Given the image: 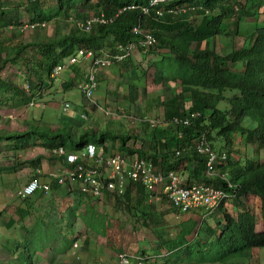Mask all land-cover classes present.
Here are the masks:
<instances>
[{
    "label": "trees",
    "instance_id": "1",
    "mask_svg": "<svg viewBox=\"0 0 264 264\" xmlns=\"http://www.w3.org/2000/svg\"><path fill=\"white\" fill-rule=\"evenodd\" d=\"M42 1L26 0L27 6L36 10L28 24H41L53 17L52 15L50 17V10L44 12L40 9L43 6ZM149 1L56 0L54 6V8L57 6L56 15H68L69 11L75 17H81L76 19L84 20L90 9L94 7L95 15L103 14L112 18V22L103 26L94 25L89 32L73 29L55 40L30 45L41 48L39 65L42 70L45 62L47 75L50 78L54 67L63 64L65 58L77 55L80 48L92 49L95 53L101 54L103 49L101 46L104 44L110 48L105 53H115L116 45H125L139 37L132 32V28L135 25L138 27L142 25L143 28L139 27L141 31L151 33L155 39V44L147 50L151 53L152 51L167 53L166 57L160 58V62L163 63L161 69L167 72L166 75H161L160 82L163 86L176 84L179 90L178 93L172 94V98L160 104L163 108L160 120L165 124L164 128L159 127L149 131L148 137H144L138 148L130 147L133 146L132 142L128 144L136 138L135 135L109 131L105 128L101 134L90 130L93 134H99V138L90 139L87 136L89 130L75 137V131L67 123L63 127L66 131L64 135L55 130L52 132L53 136L44 138L42 133L26 129L22 133H1L8 137H5L6 139L0 137V140L11 139L15 143V148L25 150L32 147L31 140L36 136L43 140L39 146L48 154L58 147L75 152L89 143L98 149L102 148L105 153L106 145L109 144L112 153L122 155L135 153L139 159L151 163L164 176L169 171H177L178 164L184 161L186 166L192 169L196 179L200 180L199 183H194L195 185H206L230 193L236 215L229 214L220 206L212 213L202 210L203 214L200 212L201 209L182 213L174 208L179 215L197 212L200 216L198 220L188 217L182 222L184 226L178 225L182 229L177 233V240L174 244L167 245L173 246L172 249L180 248L186 243L185 238L188 236L187 241L190 242H187L186 250L178 252L184 254L187 260L194 258L196 262L203 260L209 263L232 264L236 256H248L252 251L264 248V157L261 161L246 160L242 165L235 167L236 163L231 165L228 154L222 151L227 155L226 164L232 166L229 170V178L223 173L224 165L219 166L220 173L224 174L223 180L218 178L219 176L209 178L203 174L205 159L197 153L195 143L204 135L212 149L216 151L228 145L229 136L238 135L253 146L254 156L264 151V19H260L264 17V0H176L169 4L160 3L154 6H149ZM130 6L135 8L127 9ZM144 6L149 9L147 14L141 10ZM123 8L125 9L122 10ZM192 16L200 17V22L194 27L189 22ZM246 19H252L255 24L259 20L262 22L250 32L242 33L243 28L248 27L242 26L247 22ZM10 25L22 26L18 21H3L0 24V31ZM35 28L41 29L40 26ZM220 36H229L232 41L241 37L242 44L240 47L233 46L228 53L219 54L214 50V39ZM5 42L7 40H0L3 46ZM55 47L60 49L58 54L54 51ZM3 49H6V46ZM5 58L6 56L0 59L3 63L0 64L1 73L9 63ZM127 60L120 64L126 63ZM132 78L136 80L138 77L132 73ZM18 86L22 91L21 93L19 90L21 93L19 97L22 99L23 86L9 81L0 74V93L11 92L15 95L18 93ZM129 91L132 97L133 86L129 87ZM225 92L234 94L227 98L224 96ZM220 102H224L227 108L218 109L217 104ZM192 113H198V116L189 117ZM184 117H188V125L173 126L169 122L173 118ZM109 132L112 134L109 135ZM218 139H222L223 144L215 148ZM40 159L36 157L27 162L39 166ZM60 162L62 163L61 160ZM194 184L181 183L185 186ZM51 185L57 184L51 183L50 190ZM135 186L127 184L125 193L127 194L128 187ZM139 189L143 190L141 187ZM250 194L257 197L261 204L262 222L259 230L256 227L254 214L240 201V198ZM46 233L42 227H35L30 232L31 236L35 234L37 238L42 236L40 239L46 237L50 239L49 234ZM202 237L205 240L202 243L203 249L197 251V256H193L190 245L199 238L197 245L200 247ZM76 239L74 236L68 248ZM209 240H214V243H210ZM27 243L23 241L19 247L17 245L13 247V251H17L21 257L20 260L26 258L24 251L27 250ZM29 243L35 244L36 240L31 239ZM40 243L43 244V241ZM56 243L60 245L59 242Z\"/></svg>",
    "mask_w": 264,
    "mask_h": 264
},
{
    "label": "rangeland",
    "instance_id": "2",
    "mask_svg": "<svg viewBox=\"0 0 264 264\" xmlns=\"http://www.w3.org/2000/svg\"><path fill=\"white\" fill-rule=\"evenodd\" d=\"M42 2L49 5L53 4V6H55L56 0H43ZM42 7L45 10L44 12H48L50 10V17L51 15L53 17L51 18V20L45 21L44 24L40 26L41 29L27 28L21 30L25 23L28 24V22H25L20 27L16 26L19 28H15L14 26L7 28L6 35L0 31V40H7V42L4 43L6 49H3V47L5 46L0 44V59H3L4 56H6L5 59L9 61L6 66L9 69L8 80L10 81L12 79L13 81V77L17 76L18 84H20L21 86H30V91H32V88L34 89L33 98L32 92H30V101L31 103L34 101L32 105H28L27 100L19 103L17 100H15L16 102L13 101V95H11L10 92L3 93V97H5L6 99L10 98V100L4 101L1 98L2 95H0L1 133H19L20 131L25 132L26 129H29L30 131L35 130L39 133H42V137L46 138L48 136H53L54 133L52 132H55V130H58L60 134L64 135L66 131H64L63 127L66 123L70 127L78 130H82L84 127L91 126V115H87V119H83L82 117H80L81 115H79V109L74 102L77 101L81 106H83L85 102L89 103V101L83 96L79 89L80 83L77 84V87L74 86L71 89L67 90L63 86H61V83L58 80V76L61 73L58 72V74L55 75L54 78L50 79L47 75V66L45 65V62H43L44 66L42 70L39 65L41 48L39 46L30 45L38 42L43 43L47 40H55L66 35L73 29L80 30L74 26V23L71 22V19L81 20L76 19L81 17H75L73 14H70L69 11L68 15H56L58 13V11L56 10L57 6L56 8H49L48 10L45 9V5H43ZM8 8H10L11 10L14 9L13 7ZM90 10V13L87 14V18L95 15L93 13L94 7H92V9ZM260 19H264V17ZM246 21L247 22L242 26L244 27L246 25L248 27L243 28L242 33H245L246 31L250 32L254 27L257 26V24L260 25V23L262 22L261 20H259L255 24L252 19H246ZM189 22L194 27L200 22V17L192 16L190 17ZM242 40L243 39L241 37L235 39L234 41H232L229 36L217 37L214 39V50L219 54L228 53L231 51L233 46L240 47L242 44ZM101 47H103V49H101L102 53H105L110 49L104 44ZM54 51L58 54L60 49L58 47H55ZM154 52L159 53L158 51H152L151 53L148 50L134 51L132 56L129 57V61L127 60V62L124 63V66L116 73L112 70V66L114 67L115 64L109 68H105L103 70L104 72L110 71L106 73L109 76V80L104 77L101 81L98 79L96 90L92 92L91 101L95 102L96 99L100 106L104 105L102 110L106 109V111H109V113L112 114V117L110 118L116 120L125 119L127 121V123H122L123 128L134 126V123H132V119L134 117L132 115H136L139 117L151 116L160 119L161 112L163 111V108L160 105L161 102L172 98V94H176L179 92L177 88L178 86L176 84H165V86H163V84L160 82L161 75L164 76L167 74V72H164V70L161 69L163 63L160 62V58L166 57L167 53L165 51H161L158 55H156L157 53ZM64 63H68V58H66ZM0 64L3 63L0 62ZM134 68L136 69L132 72ZM64 70H66V68ZM78 73V76L75 74V81H80L81 79L83 80V72L79 71ZM132 73H135L137 75L138 78L136 80L132 78ZM0 74L5 78L3 72H0ZM40 80L42 81L41 86L39 85ZM103 81H108V83ZM131 86H133L134 101L131 100V98H129L128 96L130 91L128 92L127 90ZM19 90L21 91L20 86H18V93H20ZM26 91L27 93H29L28 90ZM233 94L234 93L232 92H225L224 96L228 98ZM70 95H74V99H69V102H71L69 103V109L63 110L62 102L64 99L69 98ZM217 108L223 110L227 108V105L224 102H220L217 104ZM100 117H103L104 121H110L106 120V118L101 113ZM114 122L118 123L117 121ZM114 122H108L109 125H107L108 127L106 126V129H109V131H115L116 129H119V124H116ZM97 129L103 131V125L98 124ZM116 131L119 132L124 130L120 128ZM142 131L143 136L148 137V128L143 127ZM1 133L0 137H2L3 139H6L5 137H8V135L3 136ZM108 134L111 135L112 133L109 132ZM87 136L90 139H95L99 138L100 135L93 134L91 131H89ZM135 136L136 138L131 142L133 145H136V147H138L141 145V141L143 139L137 141L138 135ZM31 138H33V136H31ZM12 141L13 140L11 139L0 140V175L1 177H3L0 178V264H67L68 261H71L72 264H74L73 257L68 253L71 250V247L68 248V244L70 241H72L73 238L72 235H69L66 238L65 236L69 230V227H84V224L87 222L90 215L94 214L90 209L89 211H87L88 208L86 206H91L89 204V199L84 200L83 197H79V195L75 194L77 193L75 190H68L66 187H63L65 190H68L72 193L71 195L73 198L76 196L79 197L78 199L82 205V211L78 215L77 209L75 207L72 208V216L68 217L66 212H63V214L60 215L57 207L51 208V205L48 204L45 208L46 210L44 211V213L41 212V215H39V217H36L35 222L32 220V218L23 219L24 215H22V218L19 213L17 214L14 209L15 206L11 205V203L9 202L15 204V201L17 202V199H14L15 193H17L20 187L25 185L27 181L32 179L31 177L29 178V174L31 175V173L26 170L27 168H31V165L28 164L27 161L34 158L33 154H31L34 153L32 152V150L35 149L34 151L38 153L37 156H40L43 159H46L43 155L46 154V150L43 149L44 151L41 152V150L38 149V147H41L39 145L43 140L36 136H34V138L31 140L32 147L27 148L23 151L19 148H15V143ZM222 144L223 140L218 139L215 148L221 147ZM218 150L226 152L228 154V161L231 163V165L236 163L235 167L242 165L246 160L261 161L264 157V151H260L257 156H254L253 146L243 141V139L238 135L229 136L228 145H226L225 147H221L216 151ZM45 156L47 157V166L51 165V162L55 159V157L51 158L49 157V154H46ZM184 164V161L180 162L177 169L179 170L180 168L179 171L184 170ZM223 167V173L226 174L227 178H229V170H231L232 166H228V164H225ZM11 168L14 171H6ZM1 171H5V174H3ZM4 180H11L12 182H6ZM41 197L42 195L38 198ZM122 197H124V191L119 198ZM240 201L254 214L256 219V227L259 230L262 222L260 201L257 197L251 194L247 195L245 198H240ZM22 203L26 204L25 202ZM102 204V206H95L94 208L96 210L94 212L101 217H108V207L106 206L105 202H103ZM99 207H101V211L98 209ZM157 208L158 206L154 209ZM221 208L222 210L227 211L233 216L236 215V212L234 210L235 206L231 202H228L226 205L224 204V206ZM127 212H130L131 214L132 210L129 209ZM82 216L86 218L83 219L84 217ZM117 216L118 219H122L121 222L126 221V215H124V219L123 214H118ZM10 220L15 222L17 226L13 227L14 223L9 226L8 221ZM81 220H83L84 224ZM179 221V217L171 216V219L170 221H168V223L171 225V227L185 225L184 223L176 224ZM212 222L213 220L210 221V223ZM86 225L87 224H85V226ZM127 226L131 227V224L127 222ZM35 227H42V230L44 232H47L46 234H49L50 239H48L46 235H43L44 237H46L45 239H40L42 236H38L37 238L35 234L31 236L30 232H32ZM21 228L25 229V231H23ZM60 235H62V237H60ZM31 239H35L36 243L31 245L29 243ZM202 239L203 240L201 241L200 245L201 248L197 245L199 238L190 245L193 256H197V251L203 249L202 243L205 240L204 237H202ZM23 241H26V243L28 242L26 244L27 250L24 251L26 258L24 260H20L21 257L19 256L17 251H13V247L15 245L19 247L20 243H22ZM40 241H43V244H41ZM209 241L212 244L214 243V240ZM56 242H59L60 245H58ZM42 246L43 248H41ZM186 248L187 247H185L183 251H185ZM18 250L20 251V248ZM254 255L256 256V260L251 259L250 264H264V248L256 249ZM179 256H184V254L175 253L173 255V257ZM244 257L246 256H236L234 261L236 259L242 260ZM183 258L184 257H182V259ZM189 260L195 261L194 258H189L187 263L189 262Z\"/></svg>",
    "mask_w": 264,
    "mask_h": 264
},
{
    "label": "crops",
    "instance_id": "3",
    "mask_svg": "<svg viewBox=\"0 0 264 264\" xmlns=\"http://www.w3.org/2000/svg\"><path fill=\"white\" fill-rule=\"evenodd\" d=\"M45 9H53V4H45ZM8 7H13L14 9L11 10ZM40 9L44 10V8L41 6ZM34 9H30L29 6H27L26 0H0V24L3 21H18L21 24H24L25 22H28L29 19L32 18L34 14ZM45 11V10H44ZM13 27L12 25L8 26L7 28ZM15 27V26H14ZM7 28L1 29V32L3 34H7ZM16 28V27H15ZM5 38V37H4ZM41 57L39 56V59ZM66 58L64 59L65 62ZM129 61V60H128ZM63 62V64H64ZM89 66V59L85 58L83 61L79 62L78 64L71 66L67 68L66 70L60 72L61 74L58 76V80L61 83V86H63L65 89L69 90L72 87H77L78 83L82 81V79H78L80 81H75V74L78 76L79 71H82L83 74L88 70ZM124 66V64H117L114 67L112 66V70L116 73ZM133 68V67H132ZM8 67L5 68V71L3 72V75L6 79H8ZM104 69H100L97 72V81L98 79L101 81L104 78L109 80V76L106 74L107 72L103 71ZM78 71V72H77ZM106 74V75H105ZM83 75V77H84ZM10 79V78H9ZM51 79V78H50ZM12 81V79H11ZM13 82L18 84V77H13ZM107 82L108 81H103ZM39 85H42V81H39ZM127 89V88H126ZM33 88L32 91H30V88L28 89L29 93L25 90V87H23V94L24 97L21 99L19 96L22 93H16L13 95V101L17 100L18 103L27 100V104L29 105L31 103L30 98V92H32V98H33ZM129 92V89L127 90ZM4 93V92H3ZM2 95V99L4 101L10 100V98H5ZM69 93V92H68ZM131 100L134 99V97H130V94L128 95ZM25 98V99H24ZM69 99H74L73 96H69V98H66L63 100L62 103L69 102ZM130 100V99H129ZM134 101V100H133ZM16 102V101H15ZM76 106L79 109V115L82 113L91 115V126L84 127L82 130L74 129L75 131L74 136L79 137L83 131H90L94 130V132H101L102 130L97 129V125H103V130L106 128L107 125H109L108 122H114L117 121L119 124V129H123L126 131L128 135H138V139H144L143 131L140 125H135L133 127L123 128L122 123H127V121L124 119H113V118H106V120L110 121H104L103 117H100V112L104 105L100 106V104L95 99V102L93 105V109L90 105V103L85 102L83 106L79 105L77 101H74ZM11 103V102H10ZM34 103V101L32 102ZM26 104V105H27ZM70 105V104H69ZM81 108V109H80ZM90 111L89 113H87ZM32 114V113H31ZM81 117V116H80ZM99 118V119H97ZM114 120V121H113ZM34 121V120H32ZM32 123V122H31ZM165 127V126H163ZM116 129V130H119ZM115 130V132H117ZM119 131V132H124ZM24 131H20L19 133H22ZM1 133V132H0ZM131 141L128 142V144ZM109 145V144H107ZM133 148H138L136 145L130 146ZM39 150L44 151L43 148L38 147ZM32 150L31 153L33 154V157H40L37 156L38 153ZM23 151V150H22ZM30 152V151H28ZM46 154H48L47 151H45ZM46 154H43L44 157ZM51 157V156H49ZM32 158V159H34ZM39 166H33L31 165L30 169H26L31 173L29 174V178L38 177L42 181L46 182L48 180V175L51 173H59L63 171L64 166L62 163H60L58 160L49 159L52 160L51 165L47 166L46 159H43L40 157ZM52 158V157H51ZM30 159V160H32ZM54 163V164H53ZM182 168V167H181ZM184 170L177 169V173L180 175L181 180L183 184L189 182L190 184L199 183L200 180L196 179V177L193 175L192 169L188 166H186V163L183 166ZM6 171H14L12 168ZM36 171H41V174H35ZM3 174H5V171H1ZM0 178L1 177L0 175ZM6 182H12L11 180H4ZM141 186H135V187H128L127 194L125 193L124 197L117 198L115 196H111L108 193L104 194L100 199L93 200L92 198L83 196L79 194L77 191V195L79 197H83L84 200L89 199V205L86 207L91 210L93 215H90L89 219L85 224H87L84 227H69V230L65 236L68 237L69 235H72V238L74 236L77 238L74 242L76 244V247L74 248L73 245L71 246V250L68 252L70 256L73 257V263L74 264H116V255L120 251H127L129 253H135V254H148L151 256L152 263L153 264H171V263H177V264H186L188 261L187 258L184 256L179 257H173L175 253H178L180 251H183L185 247H187V237L185 238L186 243H184L180 248L177 247L175 249H172V247H169L167 244H174V242L177 240L176 236L177 233L182 229V227H174L168 223L170 221L171 216H177L179 217L180 221L176 224H181L182 222L186 221L188 217H191L192 220H198L199 219V213L197 212H191V214L187 215H179L178 212L172 208V206L166 201V198L164 194L161 191V188L159 187L158 192L148 195L145 190H141L139 188ZM21 188V187H20ZM142 188V187H141ZM19 191V190H18ZM18 193V192H17ZM17 193H15L14 199H17V202L15 201V204L12 202L11 205L15 206V212L23 218L22 215H24L23 219H31L35 222L36 217H39L41 215V212L44 213L46 210V206L48 204L52 207H57V210L59 211V214H63V212H66L68 217L72 216V208L75 207L77 209V215L82 211V205L79 201V197H72V193L68 190H65L62 186L58 185H51V190L47 194L43 193H36L35 195L21 199ZM70 193V194H68ZM42 195L41 198H38ZM22 202H25L26 204H23ZM103 202H105L108 212V217H101L98 214H96L94 211L96 210L94 207L100 205L102 206ZM8 203V204H9ZM18 203V204H17ZM157 209H154L157 207ZM50 209V208H49ZM101 211V207L98 208ZM132 210V213L127 212L128 210ZM198 211V210H197ZM90 212V213H91ZM200 212L203 214V212L200 210ZM123 214L127 216L126 221L121 222L122 219H118L117 215ZM129 214V216H128ZM86 216V215H85ZM84 217V216H82ZM84 217L83 219H85ZM127 222L131 224V227L127 226ZM14 223V226H17L15 222L8 221V225H12ZM63 229V228H62ZM151 236V238H150ZM62 237V235H60ZM191 237V236H190ZM190 239V238H188ZM149 250V251H148ZM148 251V252H147ZM255 252V250H254ZM254 252L252 251L250 255L244 257L242 260L236 259L232 264H250L251 259L256 260V256L254 255ZM61 253V252H60ZM182 257H184L182 259ZM201 260V259H200ZM67 262V261H65ZM63 262V263H65ZM170 262V263H169ZM190 264H218V263H209L207 261L201 260V262H196L189 260ZM67 264H72L71 261H68Z\"/></svg>",
    "mask_w": 264,
    "mask_h": 264
},
{
    "label": "built area",
    "instance_id": "4",
    "mask_svg": "<svg viewBox=\"0 0 264 264\" xmlns=\"http://www.w3.org/2000/svg\"><path fill=\"white\" fill-rule=\"evenodd\" d=\"M36 2L38 0H29ZM176 0H150L149 6L158 5L160 3H170ZM135 6L127 7L133 9ZM123 8L122 10H124ZM144 14H147L148 7L141 8ZM160 14V12H157ZM74 26L83 32H89L94 25H107L112 22V18L105 17L103 14L92 15L84 20L71 19ZM42 24L25 23L21 30L27 28H35ZM132 32L139 37L135 41H130L125 45H116L117 52H107L97 54L92 50L80 49L77 55L68 58V63L57 65L52 70L51 76H55L58 72H62L65 68L75 65L85 58L90 61L89 68L80 82L79 89L83 96L89 101L93 108L94 102L91 101L92 92L97 87V72L100 69L109 68L114 64H120L134 53L136 50L145 51L155 44V39L151 33H143L141 29L135 25ZM114 50V51H115ZM28 90V87L25 86ZM32 105V103H30ZM70 107L68 102L63 103L62 109L68 110ZM88 111L87 113H89ZM104 117H112L109 111L101 110ZM198 113H192L189 117H197ZM81 117L87 119V114L82 113ZM132 123L145 125L148 130L156 129L165 124L158 118L151 116H133ZM173 126L188 125V117L173 118L169 121ZM107 150L104 153L102 148H97L89 143L83 149L75 152H69L64 147L54 148L50 155L56 160L62 161L63 171L59 173H51L48 180L43 182L40 178L30 179L23 185L17 195L21 199L33 196L36 193L47 194L50 192V184L55 183L59 186L66 187L68 190H75L79 194L92 198L100 199L104 194L120 197L125 193L127 184L140 185L149 194L158 192L159 187L169 204L182 213L189 211H197L202 209L208 213L220 205H224L231 201V195L227 191L214 189L206 185H181L182 180L174 171H169L164 176L156 170L151 163L139 159L137 154L122 155L115 154L110 151V146L106 145ZM195 149L197 153L205 159V171L207 177L217 175V167L225 163L227 156L225 153L214 151L206 137L202 135L196 140ZM61 163V162H60ZM41 174V171H36ZM223 180V177H221ZM76 247V244L73 245ZM116 264H153L151 256L148 254H135L127 251H120L116 255Z\"/></svg>",
    "mask_w": 264,
    "mask_h": 264
},
{
    "label": "clouds",
    "instance_id": "5",
    "mask_svg": "<svg viewBox=\"0 0 264 264\" xmlns=\"http://www.w3.org/2000/svg\"><path fill=\"white\" fill-rule=\"evenodd\" d=\"M29 22V21H28ZM80 49H82V48H80ZM79 49V50H80ZM83 50H86V49H83ZM88 50V49H87ZM93 51V50H92ZM78 52V51H77ZM95 52V51H94ZM69 58V57H68ZM84 60V59H83ZM82 60V61H83ZM80 62H81V60H80ZM78 64V63H77ZM89 64H90V61H89ZM116 65V64H115ZM89 67V66H88ZM52 73V72H51ZM86 74V73H85ZM85 76V75H84ZM55 76H51V74H50V78H54ZM97 84H98V81H97ZM24 87H25V85H23ZM28 89H29V87H28ZM94 108V107H93ZM92 108V109H93ZM132 116H136V115H132ZM134 126L135 125H140V124H136V123H134L133 124ZM141 127H146L145 125H140ZM161 127H163V126H161ZM147 128V127H146ZM149 131H151V130H148V132ZM212 148V147H211ZM53 150V149H52ZM215 151V150H214ZM218 153H223L222 151H218ZM135 154V153H134ZM49 155H50V153H49ZM51 156V155H50ZM227 156V155H226ZM51 157H53V156H51ZM226 164V161H225V163H223V164H221V165H218V167H217V175H215V176H219L218 178H221V177H223V179H224V174H221L220 173V169H219V166H222V165H225ZM204 171H205V169H204ZM176 172V171H175ZM178 174V173H177ZM205 176H206V174L205 173H203ZM179 175V174H178ZM180 176V175H179ZM181 178V177H180ZM28 182V181H27ZM182 184H183V182H182ZM137 186H140V185H137ZM142 187V186H141ZM143 188V187H142ZM146 192V191H145ZM147 193V192H146ZM148 194V193H147ZM35 195V194H34ZM149 195V194H148ZM117 198H119V197H117ZM167 201V200H166ZM168 202V201H167ZM230 202H232V201H230ZM169 203V202H168ZM228 203V202H227ZM226 203V204H227ZM225 204V205H226ZM224 205H220V207H223ZM201 211H202V209H201Z\"/></svg>",
    "mask_w": 264,
    "mask_h": 264
},
{
    "label": "bare ground",
    "instance_id": "6",
    "mask_svg": "<svg viewBox=\"0 0 264 264\" xmlns=\"http://www.w3.org/2000/svg\"><path fill=\"white\" fill-rule=\"evenodd\" d=\"M168 4H169V3H168ZM138 8H139V7H138ZM156 8H157V7H156ZM156 8H155V9H156ZM152 9H153V8H152ZM148 10H149V9H148ZM159 10H160V9H159ZM159 10H158V11H159ZM154 11H155V10H154ZM112 17H113V16H112ZM108 18H109V17H108ZM141 18H142V17H141ZM140 20H141V19H140ZM113 22H114V21H113ZM109 24H110V23H109ZM102 26H103V25H102ZM141 26H142V25H141ZM141 26H139V27H141ZM141 28H143V27H141ZM90 30H91V29H90ZM143 30H144V29H143ZM135 35H136V34H135ZM80 85H81V84H80ZM80 109H81V108H80Z\"/></svg>",
    "mask_w": 264,
    "mask_h": 264
}]
</instances>
